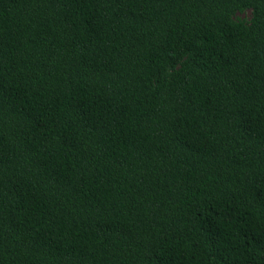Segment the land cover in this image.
Returning <instances> with one entry per match:
<instances>
[{
  "label": "trees",
  "instance_id": "16d2710c",
  "mask_svg": "<svg viewBox=\"0 0 264 264\" xmlns=\"http://www.w3.org/2000/svg\"><path fill=\"white\" fill-rule=\"evenodd\" d=\"M0 264H264V0H0Z\"/></svg>",
  "mask_w": 264,
  "mask_h": 264
}]
</instances>
